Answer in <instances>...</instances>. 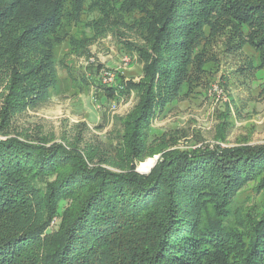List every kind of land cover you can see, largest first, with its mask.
Returning a JSON list of instances; mask_svg holds the SVG:
<instances>
[{
	"label": "trees",
	"instance_id": "16d2710c",
	"mask_svg": "<svg viewBox=\"0 0 264 264\" xmlns=\"http://www.w3.org/2000/svg\"><path fill=\"white\" fill-rule=\"evenodd\" d=\"M81 14L91 32L66 41L65 17ZM107 34L142 64L139 80L120 85L137 100L117 117L114 155L82 151L78 137L0 138V264H264V208L243 220L236 201L248 183L264 191V144L171 148L176 139L150 126L217 66L208 49L221 36L224 53L249 48L264 66V0H0V135L54 90L63 42L83 54ZM103 86L114 98L116 87ZM159 153L147 174L135 170ZM62 200L56 229L42 236Z\"/></svg>",
	"mask_w": 264,
	"mask_h": 264
},
{
	"label": "rangeland",
	"instance_id": "374dc122",
	"mask_svg": "<svg viewBox=\"0 0 264 264\" xmlns=\"http://www.w3.org/2000/svg\"><path fill=\"white\" fill-rule=\"evenodd\" d=\"M86 22V14H81L78 19L68 15L60 35L66 41L70 37L83 38L91 32ZM204 31L208 32L207 29ZM223 37L217 40V44L209 46L208 51H213L219 62L215 67L213 62L206 66L208 73L202 77V84L152 119L151 133H164L167 138L176 139L171 148L228 147L244 142L264 144V66H257L258 54L249 48H244L242 52L224 53ZM127 39L135 42L140 40L135 36ZM65 43L61 44L59 58L62 64L58 65V80L54 90L46 100L14 115L8 126L9 134L0 135V138L47 136L49 140L60 142L63 135L69 140L78 137L74 145L80 150L91 146L99 156L104 153L105 157L111 158L119 144L116 130H120L121 126L117 117L128 113L137 100L134 91L127 95L119 91L120 85L128 79L139 80L142 64L134 52L124 48L121 41L111 34L88 44L89 52L83 54L70 52V49L68 52ZM246 57L253 61L255 68L245 69ZM240 67L243 72L239 70ZM104 71L115 75L112 81L116 87L114 98L105 94L102 88V85H106L102 81ZM226 105L230 111L226 138L221 141L216 138V128ZM160 155L144 158L143 162L148 158L154 160L147 171L138 168L143 162L138 163L135 170L147 174ZM99 165L119 171L111 164ZM236 201L243 208V220L250 219L249 215L262 212L264 191L257 192L253 183H248L238 191ZM65 206L66 200L60 201L57 215L42 236L56 229Z\"/></svg>",
	"mask_w": 264,
	"mask_h": 264
},
{
	"label": "built area",
	"instance_id": "2783aa9c",
	"mask_svg": "<svg viewBox=\"0 0 264 264\" xmlns=\"http://www.w3.org/2000/svg\"><path fill=\"white\" fill-rule=\"evenodd\" d=\"M114 76L115 75L113 73H111L109 71H104L103 75H102L103 83H105L106 85L108 84V85H112L113 86L112 81H113Z\"/></svg>",
	"mask_w": 264,
	"mask_h": 264
},
{
	"label": "bare ground",
	"instance_id": "6f19581e",
	"mask_svg": "<svg viewBox=\"0 0 264 264\" xmlns=\"http://www.w3.org/2000/svg\"><path fill=\"white\" fill-rule=\"evenodd\" d=\"M152 164H154L153 158H148L143 163L139 164L138 168L142 171H147L148 169H150Z\"/></svg>",
	"mask_w": 264,
	"mask_h": 264
}]
</instances>
